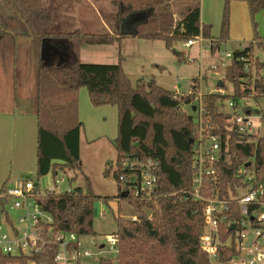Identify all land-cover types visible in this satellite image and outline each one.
Instances as JSON below:
<instances>
[{
  "label": "trees",
  "instance_id": "trees-1",
  "mask_svg": "<svg viewBox=\"0 0 264 264\" xmlns=\"http://www.w3.org/2000/svg\"><path fill=\"white\" fill-rule=\"evenodd\" d=\"M244 1L249 6L254 29V40L243 48L233 50V58L222 80L230 81L234 94L203 93L207 116L215 125L214 132L220 137L222 151L216 163L217 173L205 177L203 196L230 198L247 184L242 171L254 167L264 186V131L257 136H243L228 129L229 115L220 111L229 97L244 95L246 75L241 58L264 59V38L257 34V13L264 9V0H224L220 35L213 37L211 25L201 22V0H114L120 29L117 33H86L51 30L53 14L43 0H0V45L13 39L15 82L19 74L18 49L28 45L34 55L33 105L38 121L37 178L52 174L56 180L60 173L82 172L81 133L84 124L79 116V94L86 88L93 106L117 107L116 167L107 161L105 175L113 173L118 195H96L87 179L89 188L70 186L61 193H46L38 199L39 205L53 217V229L75 232L79 236H96L94 230V204L96 200L108 203L114 198L128 200L139 219L117 217L118 253L115 264H210L202 251L200 239L203 232V203L185 199L182 190L193 188L195 170L194 137L196 119L193 111L200 94L199 78L193 79L189 93H179L159 86L154 79L133 85L122 65V55L117 64L84 63L80 61L81 48L87 45H110L126 37H139L148 41L161 40L171 49L179 41H189L201 33L213 39L212 52L229 39L231 29V4ZM185 4L180 18L171 10L172 4ZM147 16L122 29L123 22L133 13ZM129 27V26H127ZM53 46L59 54L51 52ZM44 55V57H43ZM51 57V58H50ZM264 66V62H263ZM17 88V86H15ZM220 88V87H218ZM255 89L264 97V75L257 80ZM264 122V118H263ZM126 159L148 160L159 163L158 199L145 206L126 192L122 175L130 177L129 170L122 168ZM110 166V167H109ZM178 191L177 194H171ZM10 220V218L8 217ZM242 216L236 202L232 213L220 225L222 241L233 238L229 247H220L224 259L239 255L235 232L229 231L233 223L240 224ZM230 224V225H229ZM53 263V256L8 255L0 249V264ZM111 259L101 258L99 264H112Z\"/></svg>",
  "mask_w": 264,
  "mask_h": 264
},
{
  "label": "built area",
  "instance_id": "built-area-1",
  "mask_svg": "<svg viewBox=\"0 0 264 264\" xmlns=\"http://www.w3.org/2000/svg\"><path fill=\"white\" fill-rule=\"evenodd\" d=\"M187 43L189 46L202 43L205 48L211 50L212 55L218 56L217 62L208 64V68L215 73L221 69L226 71L233 58V51L229 49L220 47L212 52L214 40L205 38L202 33ZM241 59L245 62L246 72L244 83H242L244 95L225 99L220 111L229 115L227 123L230 131L243 136H257L262 133V124L264 125V114L261 107L262 104L264 105V97H259L255 84L264 75V59L256 54L253 58L243 57ZM189 61L193 59L189 58ZM224 77L219 80H223ZM213 92L220 95L228 94L226 89L218 87ZM230 93L234 94L233 87ZM202 95L203 93H200L197 97L194 114L192 113L196 119L193 132L194 184L192 189L181 191L185 194V199L192 198L203 203L204 224L200 239L202 251L208 257L210 264H264V186L260 183L254 167L242 171L247 186L232 194L230 198H207L201 192L205 177L216 175V163L222 151L220 137L214 132L215 125L211 117L207 116ZM226 104L228 110H225ZM255 119H260L259 125ZM121 166L131 173L130 177L124 175L120 177L125 186L124 190L131 194L139 204H143L145 212L151 216L152 209L148 205L158 199L159 163L153 159H126ZM64 180V177H58L56 180L52 178L49 187L44 191L32 178L19 179L14 185L5 186L0 192V202L10 220L7 218L9 230L2 231L0 225V249L3 253L53 256V263L42 264H83L84 259L93 256L92 251L84 246L82 236L75 232H56L52 226L53 217L38 203V199L46 193H61L55 189ZM67 190H70V187ZM177 193L178 191L171 194ZM234 202L238 205L242 216L240 224L233 223L237 224V229L233 231L238 243L239 255L224 259L220 247H229L233 238L222 241L219 237V228L222 223L227 222ZM11 213L18 214L17 222L12 220ZM104 213L103 208L100 216ZM128 219L137 220L139 217L135 213L132 218ZM117 241V236L113 232L106 235V243L101 247H109L117 256ZM242 251H245L244 255ZM100 262L101 258L97 264ZM29 264L38 263L34 260Z\"/></svg>",
  "mask_w": 264,
  "mask_h": 264
},
{
  "label": "rangeland",
  "instance_id": "rangeland-1",
  "mask_svg": "<svg viewBox=\"0 0 264 264\" xmlns=\"http://www.w3.org/2000/svg\"><path fill=\"white\" fill-rule=\"evenodd\" d=\"M113 1L43 0V4L49 7L53 14V26H51V30L73 31L75 30V26L84 25L85 23L83 22H87L85 24L87 26L90 24L88 22L90 20L94 22L96 28L93 30H101L102 27L98 25V21L100 20L99 14H102L106 18L111 17V25L114 26L117 9ZM184 5L173 3V7L171 6V10L176 14V18L181 17L180 11L184 8ZM60 24L62 25L61 29L59 28ZM130 27L124 25L122 29L128 30ZM81 28L76 27V29ZM84 28L83 26L81 29L83 32H96H90L87 29L85 31ZM5 38L9 44L5 43L2 46L0 45V110L7 107L10 108V106L11 108L12 106L22 108L24 104L32 101L35 79V69L33 67V59L35 57L30 53L28 45L23 44L18 49V52H20V61L17 72L19 71V74L17 76V83L15 82V63L13 59L16 46L13 45V39L10 36ZM223 45L222 49H225V45ZM120 54L122 55L123 68L134 86L140 82H148L154 79L163 88L189 93L192 88L193 79H200L201 77L199 81L200 93H209L217 89L219 79L225 76V69H221L215 73L208 68V64L218 61L219 58L217 55H212L211 50L205 48L202 43L189 46L186 41H179L175 43L173 48L169 49L161 40L148 41L139 37H126L122 40L121 45L114 43L110 45L85 46L82 49L80 61L84 63L117 64ZM189 58L193 59V61H189ZM225 87L224 89L228 93L232 91L230 81L226 80ZM107 107V109H114L117 113L115 107ZM261 107L262 113L264 114V105L262 104ZM79 109L82 112V118L80 116V119L84 124L81 138L82 172L78 173L77 176V173L72 171H69L67 174L60 173L59 176L64 177L65 180L60 182L55 190L62 192L70 186H82L87 191V188H89L88 179L96 195L115 197L118 195L117 181L113 173L111 175H105L104 172L107 161H111L113 166L116 167L117 152L114 141L117 137L118 113L117 117L115 115L111 116L110 114H104V116L101 114V120L104 124V131L107 132V137L89 143L84 131L86 132V125L90 126L94 125V123L92 120L89 121L90 119L87 117L85 120L84 116H88L89 113L87 109L85 111L81 99H79ZM228 109L226 104L225 110ZM84 111L86 115H84ZM187 111L191 114L193 113V111L188 109ZM99 117L100 115L95 118ZM255 120L257 125H259L260 119ZM263 131L264 125L262 124ZM110 132H115L116 136L114 139L111 137ZM52 178V174H48L38 179L37 175L34 174L32 179L44 191L49 187ZM110 201L108 203L102 200L95 201L93 226L96 236L85 235L81 237L84 246L92 251L93 256L84 259L83 264H97L100 258L111 259L113 264L116 263V254L109 247L102 248L101 245L106 243V235L117 230V217L121 215L124 218H132L135 215V210L128 200L120 201L119 198H114ZM103 208L105 209V213L100 216ZM7 216L6 212L0 214L2 231L9 230ZM10 216H12L14 222H17V213H11Z\"/></svg>",
  "mask_w": 264,
  "mask_h": 264
},
{
  "label": "crops",
  "instance_id": "crops-1",
  "mask_svg": "<svg viewBox=\"0 0 264 264\" xmlns=\"http://www.w3.org/2000/svg\"><path fill=\"white\" fill-rule=\"evenodd\" d=\"M201 22L203 24L211 25L212 36L218 37L220 35L221 22L224 9V0H201ZM173 7V4L171 5ZM100 20L98 25L101 30L96 29L93 21H88L90 24L87 26V22L82 26L87 31H96L94 33H111L115 34L120 29V23L118 19V13L115 15L114 26L111 25L112 18H106L102 14H99ZM147 16V13H133L127 17L123 22L125 26H132ZM257 34L260 38H264V9L259 11L256 15ZM53 26V24H52ZM60 24L59 28L61 29ZM81 28V29H82ZM80 29V30H81ZM62 31V30H60ZM86 31V30H85ZM254 40V29L251 22L249 6L244 1H234L231 4V29L229 39L224 43L225 49L235 50L243 48L247 43ZM223 45V46H224ZM96 46V45H90ZM85 47V46H84ZM83 47V48H84ZM80 50L79 59L82 49ZM223 48V47H222ZM79 99L84 106V109L89 113L88 116H84L85 120L93 121L94 125H86L85 137L89 143H93L106 136L104 131V124L101 120V114H110L116 116L117 113L114 109H107L104 105L100 107L93 106L89 94L86 88H82L79 94ZM5 104V103H4ZM114 107V106H112ZM79 116L82 118L81 109H79ZM84 111V115L85 114ZM99 118H95L96 116ZM87 117V118H86ZM101 121V122H100ZM83 132V131H82ZM81 133V138H82ZM111 137L114 139L115 132H110ZM109 138V137H108ZM111 138V139H112ZM110 139V138H109ZM81 147V140H80ZM37 152H38V121L34 112L33 98L27 104H24L22 108L17 106H10L0 110V192L7 185H14L17 180L25 178H33V175L37 172ZM111 202V201H110ZM4 212L0 202V214ZM8 218V216H7Z\"/></svg>",
  "mask_w": 264,
  "mask_h": 264
},
{
  "label": "water",
  "instance_id": "water-1",
  "mask_svg": "<svg viewBox=\"0 0 264 264\" xmlns=\"http://www.w3.org/2000/svg\"><path fill=\"white\" fill-rule=\"evenodd\" d=\"M44 57V55H43ZM217 86L220 87V88H223L224 87V82L222 80H219L218 83H217ZM193 142V140H191V143ZM128 195V192H123L122 193V197H126ZM237 229V224H233L231 225V227L229 228V231H233V230H236ZM263 244H264V241H263ZM103 247V245H102ZM245 251H242V255H244Z\"/></svg>",
  "mask_w": 264,
  "mask_h": 264
},
{
  "label": "flooded vegetation",
  "instance_id": "flooded-vegetation-1",
  "mask_svg": "<svg viewBox=\"0 0 264 264\" xmlns=\"http://www.w3.org/2000/svg\"><path fill=\"white\" fill-rule=\"evenodd\" d=\"M52 53H55V54H57V53H58V54H59V52H58L57 48H56V47H54V46H53V50H52V52H51V55H52ZM50 58H51V57H50Z\"/></svg>",
  "mask_w": 264,
  "mask_h": 264
}]
</instances>
